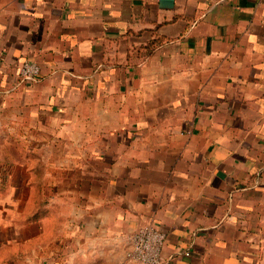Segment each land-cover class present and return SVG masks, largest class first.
Wrapping results in <instances>:
<instances>
[{
  "label": "crops",
  "instance_id": "1",
  "mask_svg": "<svg viewBox=\"0 0 264 264\" xmlns=\"http://www.w3.org/2000/svg\"><path fill=\"white\" fill-rule=\"evenodd\" d=\"M3 199L0 264L64 262L65 211L75 264L145 224L165 264H264V0H0Z\"/></svg>",
  "mask_w": 264,
  "mask_h": 264
},
{
  "label": "rangeland",
  "instance_id": "2",
  "mask_svg": "<svg viewBox=\"0 0 264 264\" xmlns=\"http://www.w3.org/2000/svg\"><path fill=\"white\" fill-rule=\"evenodd\" d=\"M10 199H3L2 200L1 210H0L2 212V215H3L1 235H5L6 237H10L11 235L14 234L12 229H11V227H12L13 220L17 216L16 210H18L20 208L21 202H22L21 200L17 201V200H10ZM40 201L41 200L38 199V200H36L35 203H39L40 204ZM64 206H65L64 208L66 210H70L67 205H64ZM37 215L38 214L35 213V217ZM63 216H65L66 219L65 220H61V222H60L62 231H59L58 228H56L53 231V233L50 232V240H49L50 248H47V249H50L49 258H48L49 260L52 261V260H55L59 256H62V257L64 256V257H66L64 262H60V263H43V262L39 261V262H33V263L21 262V263H18V264H75L74 261H73L74 260L73 258H74V253H77V252H74L72 250L73 239H74L75 235H73L72 225H71V223L69 221L70 217L67 214V211H65ZM40 218H42V216L38 215L37 219L39 221H40ZM49 222L52 223V224H55V226H57V224H58L57 216H55V217L51 216ZM58 231H59L61 236L63 235V237H65V239L63 241L62 249H60V251H58V249H57V245L58 244L56 245V247L52 245L54 243V238H56L58 236ZM44 241H45L44 243L46 245H44V243H41V241L39 240L38 241V245L34 247V254L36 256L37 255L41 256L42 254L45 253V250H46V247H47V244H48V240H44ZM3 249H4L5 255H8V253L10 254L11 252H13L16 249V247H11V248L4 247ZM25 249L26 248L24 246H18L17 247V250H19L18 254L24 256L25 253H26ZM20 258H23V257H20ZM78 264H80V263H78ZM99 264H105V263H99Z\"/></svg>",
  "mask_w": 264,
  "mask_h": 264
},
{
  "label": "built area",
  "instance_id": "3",
  "mask_svg": "<svg viewBox=\"0 0 264 264\" xmlns=\"http://www.w3.org/2000/svg\"><path fill=\"white\" fill-rule=\"evenodd\" d=\"M41 68L35 61L25 60L19 71V76L25 81L37 80ZM130 247L126 252L127 261L132 264H165L163 249L166 234L153 224L139 227L129 238Z\"/></svg>",
  "mask_w": 264,
  "mask_h": 264
}]
</instances>
